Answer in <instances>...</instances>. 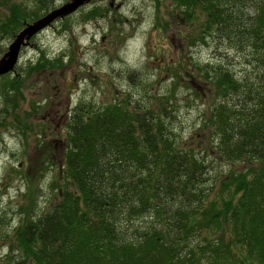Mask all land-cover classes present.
<instances>
[{
    "label": "trees",
    "instance_id": "trees-1",
    "mask_svg": "<svg viewBox=\"0 0 264 264\" xmlns=\"http://www.w3.org/2000/svg\"><path fill=\"white\" fill-rule=\"evenodd\" d=\"M169 1L185 22L197 12L204 16L203 45L212 39L217 48L235 50L251 69L236 78L215 59L212 65L182 60L165 70L174 89L184 84L200 101L190 80L206 86L204 146L186 145L166 123L171 92L125 94L99 108L79 102L65 125L58 201L21 216L0 264H264V0ZM42 9L11 4L0 31L13 38L48 5ZM155 25L166 28L159 20ZM42 52L32 68H16L22 74L0 77L12 87L3 102L16 105L3 112L16 121L21 76L63 67L65 55L47 59ZM125 77L141 81L138 70ZM209 154L243 166L228 171L224 192L213 200L203 189Z\"/></svg>",
    "mask_w": 264,
    "mask_h": 264
},
{
    "label": "rangeland",
    "instance_id": "rangeland-1",
    "mask_svg": "<svg viewBox=\"0 0 264 264\" xmlns=\"http://www.w3.org/2000/svg\"><path fill=\"white\" fill-rule=\"evenodd\" d=\"M72 1L0 0V24L13 3L23 5L27 12L43 13L44 6L49 8L39 18L26 21L19 33ZM94 8L104 10L103 14L87 20L86 14ZM178 13L169 0H91L25 40L10 77L22 74L17 67L22 71L32 68L40 50L47 59L65 56L60 69L21 76L23 100L18 103V121L3 112L16 105L14 101L5 105L2 95L12 87L0 82V257L7 254L8 237L13 235L21 216L40 214L58 201L57 191L63 186L60 175L65 125L79 102L99 108L125 94L140 98L144 93L160 96L171 92L173 110L166 123L186 145L196 151L204 146L206 140L199 126L206 86L190 80L191 86L202 93L200 101L184 84L174 89L165 70L179 67L182 60L212 65L215 59H221L220 65L236 78H243L244 72L249 74L251 69L244 67L235 50L217 48L211 44L212 39L207 45L199 41L204 21L201 13L197 12L191 23L185 22L184 16L178 18ZM157 20L165 30L156 27ZM16 35L10 38L0 31V60L9 52ZM132 70L140 72V83L131 84L125 77ZM206 162L203 189L208 200H213L224 192L222 182L228 171H241L243 166L228 164L211 154ZM137 223L143 225L142 221Z\"/></svg>",
    "mask_w": 264,
    "mask_h": 264
},
{
    "label": "water",
    "instance_id": "water-1",
    "mask_svg": "<svg viewBox=\"0 0 264 264\" xmlns=\"http://www.w3.org/2000/svg\"><path fill=\"white\" fill-rule=\"evenodd\" d=\"M89 1L91 0H73L68 5L48 13L43 19L37 21L36 23L24 27L15 36V39L9 48V52H7L4 55V58L0 60V77L14 72L15 66L18 62L20 49L25 45L24 42L26 39L51 25L55 20L75 12L79 7Z\"/></svg>",
    "mask_w": 264,
    "mask_h": 264
}]
</instances>
